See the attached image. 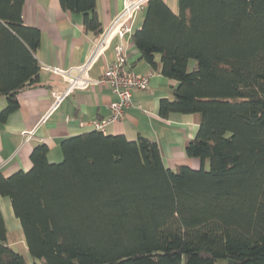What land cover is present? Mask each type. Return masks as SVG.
Here are the masks:
<instances>
[{
    "label": "trees",
    "instance_id": "trees-1",
    "mask_svg": "<svg viewBox=\"0 0 264 264\" xmlns=\"http://www.w3.org/2000/svg\"><path fill=\"white\" fill-rule=\"evenodd\" d=\"M59 2L101 32L96 0ZM177 2L175 13L148 0L131 39L177 82L159 115L199 116L185 152L201 166L167 168L141 135L66 137L58 162L37 144L29 170L0 172L31 261L8 244L0 209V264H264V0ZM23 4L0 0V125L38 82L40 33L23 23Z\"/></svg>",
    "mask_w": 264,
    "mask_h": 264
},
{
    "label": "crops",
    "instance_id": "crops-1",
    "mask_svg": "<svg viewBox=\"0 0 264 264\" xmlns=\"http://www.w3.org/2000/svg\"><path fill=\"white\" fill-rule=\"evenodd\" d=\"M163 1L173 12H178L177 0ZM123 4L124 0H96L101 32L110 25ZM144 6L133 16L132 30L123 37L112 36L89 70V78L98 79L112 60L115 45L122 44L130 68L137 73L149 74L145 89L132 90L133 105L126 109L123 118L107 124L103 133L123 135L127 140H136L139 135L149 138L158 144L167 168L174 170L185 165L197 169L201 166L200 159L188 156L185 146L197 132L199 116L190 113L159 115L160 99H172L177 82L141 59L131 39L132 33L142 25ZM22 19L24 24L39 30V45L34 54L40 70L38 82L17 93L19 107L0 125V172L5 176L29 170L32 166L31 151L40 143L48 147L49 162L60 161V141L94 130L93 120L110 117V104L117 99L112 87L92 82L85 87L74 88L55 103L52 91H65L68 83L48 68L66 69L84 62L93 47V39L101 32L86 31L82 14L64 10L59 0H24ZM5 105L6 98L0 95V108ZM0 209L7 227L8 244L31 261L9 198L0 196ZM217 264H227V261Z\"/></svg>",
    "mask_w": 264,
    "mask_h": 264
},
{
    "label": "built area",
    "instance_id": "built-area-1",
    "mask_svg": "<svg viewBox=\"0 0 264 264\" xmlns=\"http://www.w3.org/2000/svg\"><path fill=\"white\" fill-rule=\"evenodd\" d=\"M148 0H124L123 8L116 14L110 25L93 39V47L87 58L79 65L69 68H48L66 79L65 91H52L55 103L76 87H85L89 83L108 85L113 88L117 99L110 104L111 116L104 120H93V129L104 132L107 124L123 118L127 108L133 105L132 90L145 89L149 83V74L133 71L128 65L125 48L122 44L114 47L113 58L104 68L102 75L95 80L89 78V70L102 53L108 40L116 35L123 37L132 30V18ZM27 134L28 133H24Z\"/></svg>",
    "mask_w": 264,
    "mask_h": 264
},
{
    "label": "water",
    "instance_id": "water-1",
    "mask_svg": "<svg viewBox=\"0 0 264 264\" xmlns=\"http://www.w3.org/2000/svg\"><path fill=\"white\" fill-rule=\"evenodd\" d=\"M227 264H234V261H233V260H230V259H228V260H227Z\"/></svg>",
    "mask_w": 264,
    "mask_h": 264
},
{
    "label": "rangeland",
    "instance_id": "rangeland-1",
    "mask_svg": "<svg viewBox=\"0 0 264 264\" xmlns=\"http://www.w3.org/2000/svg\"><path fill=\"white\" fill-rule=\"evenodd\" d=\"M209 167L208 161H206L205 168L207 169Z\"/></svg>",
    "mask_w": 264,
    "mask_h": 264
}]
</instances>
